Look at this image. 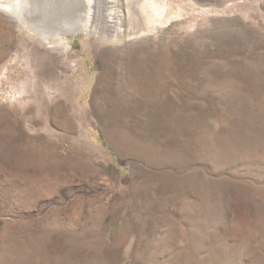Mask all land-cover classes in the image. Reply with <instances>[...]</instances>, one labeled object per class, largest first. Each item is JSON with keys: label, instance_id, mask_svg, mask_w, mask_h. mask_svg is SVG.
<instances>
[{"label": "rangeland", "instance_id": "obj_1", "mask_svg": "<svg viewBox=\"0 0 264 264\" xmlns=\"http://www.w3.org/2000/svg\"><path fill=\"white\" fill-rule=\"evenodd\" d=\"M19 1L27 25L0 0V264H264V0H101L66 49L28 10L75 12Z\"/></svg>", "mask_w": 264, "mask_h": 264}, {"label": "bare ground", "instance_id": "obj_2", "mask_svg": "<svg viewBox=\"0 0 264 264\" xmlns=\"http://www.w3.org/2000/svg\"><path fill=\"white\" fill-rule=\"evenodd\" d=\"M94 1H95V3H94ZM13 2H14V6L16 8L9 4L10 5V6H8L9 10L16 13V14H19V19L23 20V18H21V16H20V9H21L20 1L19 0L18 1L13 0ZM61 2L67 9L75 12V14L73 16H70V17H66V16L65 17H59V18H57L55 20H51V21L49 20V18H47L48 22L45 21L44 23H42V22H40V20H38L39 22H37L38 18H37L35 11H29L28 10L29 15L27 18H28L29 22L32 24L34 23V25L40 24V26H38L39 29L41 30L40 35L44 36V38H48V36L53 33L55 39L57 40L56 44L58 45V47L59 48L62 47L64 49H66V45H65L66 39H64V37L67 36L69 33H71V35H77L81 31L88 30L91 27L90 22H92L94 20V17L96 15H98V13L100 12L103 5H102L101 0H61ZM86 4L90 6L88 9L86 7ZM116 5H118V4H116ZM56 10H58V8H56ZM103 11H104V9H103ZM109 17H112V22H117L119 24L123 23L122 21L113 20L114 17L118 18V19L124 18V15L122 14V10H120V9L118 10V12H112V13L108 14V18ZM109 21H110V19L108 20V22ZM24 22L26 25L28 24V21H24ZM115 29H116V32L118 31L117 36L124 34V32L122 33V30L120 28H119L120 30L117 28H115ZM112 37H113V34H112Z\"/></svg>", "mask_w": 264, "mask_h": 264}]
</instances>
